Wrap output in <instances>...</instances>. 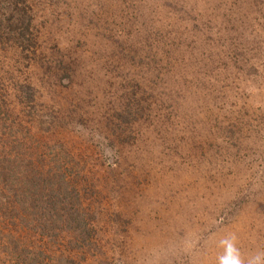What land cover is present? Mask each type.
I'll return each mask as SVG.
<instances>
[{
	"label": "rangeland",
	"instance_id": "obj_1",
	"mask_svg": "<svg viewBox=\"0 0 264 264\" xmlns=\"http://www.w3.org/2000/svg\"><path fill=\"white\" fill-rule=\"evenodd\" d=\"M0 102L35 152L55 136L90 154L110 264H219L225 239L264 264V0H0ZM19 216L0 222L4 258L9 234L34 242Z\"/></svg>",
	"mask_w": 264,
	"mask_h": 264
},
{
	"label": "trees",
	"instance_id": "obj_2",
	"mask_svg": "<svg viewBox=\"0 0 264 264\" xmlns=\"http://www.w3.org/2000/svg\"><path fill=\"white\" fill-rule=\"evenodd\" d=\"M238 23L236 26L240 30L241 22ZM23 28L8 29L17 32ZM12 32L5 34L10 36ZM14 84L16 89L22 88L17 82ZM27 90L31 99V87L27 86ZM130 101L131 107L141 106L139 101L134 103L133 98ZM118 107L120 110L115 109V116L123 121L120 126H130L133 118L130 105ZM20 110L0 102V222L11 217L17 219L21 213L18 217L20 227L30 235L27 236L29 241L35 237V243L29 245L27 241V244L13 247L16 239L9 234L10 246L1 248L5 258L2 253L0 258L6 259V264H55L54 261L56 264H77L88 258L98 264H110L105 258L108 240H94V230L90 227L93 219L99 217L98 210L91 216L90 201L85 199L80 187L85 172H89L87 166L92 164H87L90 154L85 150L70 151L64 140L55 136L46 142L44 149L39 143L35 152L38 139L24 129L23 110ZM2 113L6 114L3 118ZM7 116L9 126L5 124ZM33 124L35 128L37 121ZM112 207L117 208L115 204ZM23 210L26 211L21 212ZM109 211L112 212L110 207ZM65 242L70 251L60 249Z\"/></svg>",
	"mask_w": 264,
	"mask_h": 264
},
{
	"label": "clouds",
	"instance_id": "obj_3",
	"mask_svg": "<svg viewBox=\"0 0 264 264\" xmlns=\"http://www.w3.org/2000/svg\"><path fill=\"white\" fill-rule=\"evenodd\" d=\"M221 243L225 246V254L220 257L219 264H241L233 241L225 239Z\"/></svg>",
	"mask_w": 264,
	"mask_h": 264
}]
</instances>
